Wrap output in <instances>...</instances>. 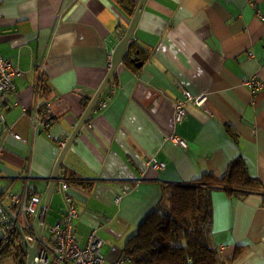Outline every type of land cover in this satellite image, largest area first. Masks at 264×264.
Returning <instances> with one entry per match:
<instances>
[{"label":"crops","instance_id":"1","mask_svg":"<svg viewBox=\"0 0 264 264\" xmlns=\"http://www.w3.org/2000/svg\"><path fill=\"white\" fill-rule=\"evenodd\" d=\"M139 2L0 0V56L22 74L1 106L0 204L26 178L45 201L60 144L107 75L108 55ZM261 16L264 0L146 1L126 58L95 105L111 96L107 108L93 109L59 170L78 211V243L96 231L105 264H135L126 244L150 213L168 207L170 187L222 178L236 159L260 185L231 194L211 187L209 243L219 264H264V94L243 85L264 83ZM182 90L206 99L175 123ZM55 98L62 101L49 127L33 131L28 116ZM151 160L165 167L154 170ZM64 211L54 185L45 219L53 224Z\"/></svg>","mask_w":264,"mask_h":264},{"label":"built area","instance_id":"2","mask_svg":"<svg viewBox=\"0 0 264 264\" xmlns=\"http://www.w3.org/2000/svg\"><path fill=\"white\" fill-rule=\"evenodd\" d=\"M264 21V16H261ZM113 50L108 55V68L112 58ZM21 71L13 66L9 61L0 56V123L4 125V119L1 114V106L7 98L16 96L14 80L20 77ZM243 85L250 88L252 94H264V83L255 78L246 79ZM184 100H178L174 103V122H182L186 117V107L190 103L200 106L205 102L206 97L200 95L193 97L188 91L182 90ZM111 96L101 101L94 110L103 111L107 108ZM61 98H55L48 102L43 113L33 111L29 116L30 127L33 131L39 128H48L54 115L53 108L61 103ZM16 139L20 136L9 132ZM172 143L185 148L187 145L182 139L172 136L169 138ZM65 142H61L63 148ZM0 148V154H1ZM150 166L154 170L163 169L164 163H158L155 160L150 161ZM56 192L62 197L64 205L63 216L49 226L47 231V241L43 240V228L45 226V217L48 207L44 206L42 198L34 194L27 185V178L20 192L8 193L6 198L8 206L0 204V254L7 248H14L18 244L22 245L25 240L30 246L35 241V232L41 226V234L36 249L33 264H105V258L102 253L104 242L96 231H92L84 246H80L75 234L74 222L78 219V211L75 202L69 195V182L63 173L58 172L56 181ZM119 199L116 198V201ZM13 219L19 224L22 237L19 235ZM19 239L15 241V236ZM23 249V247H22ZM25 251V249H23ZM26 252V251H25Z\"/></svg>","mask_w":264,"mask_h":264},{"label":"trees","instance_id":"3","mask_svg":"<svg viewBox=\"0 0 264 264\" xmlns=\"http://www.w3.org/2000/svg\"><path fill=\"white\" fill-rule=\"evenodd\" d=\"M259 185L248 175L243 160L236 159L222 178L205 174L192 184L170 187L168 207L150 213L127 242L126 255L135 264H219L216 250L209 243L211 187H223L231 194L256 191ZM18 239L16 235L15 241ZM7 257L25 264L26 252L18 244L0 254V259Z\"/></svg>","mask_w":264,"mask_h":264},{"label":"water","instance_id":"4","mask_svg":"<svg viewBox=\"0 0 264 264\" xmlns=\"http://www.w3.org/2000/svg\"><path fill=\"white\" fill-rule=\"evenodd\" d=\"M147 0H140L137 8L135 9V12L132 16V19L127 27V30L123 36V38L120 40V42L117 44V46L115 47V49L113 50V54H112V58H111V62H110V68L108 70L107 75L105 76L103 82L101 83L100 87L98 88V90L96 91L95 95L93 96V98L90 100L88 106L86 107L82 117L80 118V120L78 121V123L76 124L74 130L72 131V133L70 134V136L68 137V139L66 140L63 148L61 149L59 156L56 160L55 166L53 168L50 180H49V185H48V189H47V194L45 197V201H44V206L48 207L50 204V200L53 194V189H54V185H55V181L58 175L59 170L61 169V165L63 162V159L66 155V153L68 152L71 144L73 143L74 139L76 138V136L78 135V133L80 132L81 128L83 127V125L85 124L86 120L88 119L90 113L93 111L95 105L97 104L98 100L100 99L101 95L103 94L105 88L107 87V85L110 83L114 73L116 72L117 68L119 65H121L123 63V61L126 58L127 52H128V45L129 42L132 38V35L137 27L138 21L140 19L142 10L144 8V5L146 3ZM140 66V65H139ZM3 128L4 126L1 125L0 127V136L3 132ZM13 222L15 223V227L19 233V235L22 237V232L20 230L19 224L16 222L15 219H13ZM41 226H39L35 232V241L32 244V246H30L25 240H23L22 242V247L23 249H25L26 251V260H25V264H33L34 263V257L36 255V249L38 246V241L40 238V234H41Z\"/></svg>","mask_w":264,"mask_h":264},{"label":"rangeland","instance_id":"5","mask_svg":"<svg viewBox=\"0 0 264 264\" xmlns=\"http://www.w3.org/2000/svg\"><path fill=\"white\" fill-rule=\"evenodd\" d=\"M52 225L50 222H49V216L47 217V219H45V226L43 228V240L46 242L47 241V231H48V228L49 226Z\"/></svg>","mask_w":264,"mask_h":264}]
</instances>
